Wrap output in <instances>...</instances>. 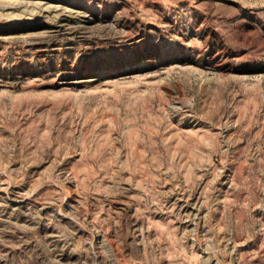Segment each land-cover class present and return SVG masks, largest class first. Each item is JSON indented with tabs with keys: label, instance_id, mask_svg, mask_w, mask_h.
<instances>
[{
	"label": "rangeland",
	"instance_id": "374dc122",
	"mask_svg": "<svg viewBox=\"0 0 264 264\" xmlns=\"http://www.w3.org/2000/svg\"><path fill=\"white\" fill-rule=\"evenodd\" d=\"M0 264H264V0H0Z\"/></svg>",
	"mask_w": 264,
	"mask_h": 264
}]
</instances>
